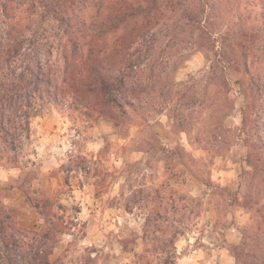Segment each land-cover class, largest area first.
<instances>
[{
    "label": "clouds",
    "instance_id": "clouds-1",
    "mask_svg": "<svg viewBox=\"0 0 264 264\" xmlns=\"http://www.w3.org/2000/svg\"><path fill=\"white\" fill-rule=\"evenodd\" d=\"M0 264H264V0H0Z\"/></svg>",
    "mask_w": 264,
    "mask_h": 264
}]
</instances>
